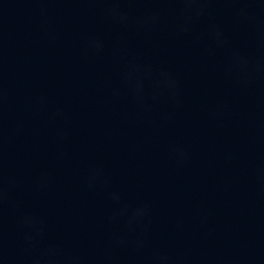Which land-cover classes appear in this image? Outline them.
I'll return each mask as SVG.
<instances>
[{
	"label": "water",
	"instance_id": "water-1",
	"mask_svg": "<svg viewBox=\"0 0 264 264\" xmlns=\"http://www.w3.org/2000/svg\"><path fill=\"white\" fill-rule=\"evenodd\" d=\"M0 264H264V0H0Z\"/></svg>",
	"mask_w": 264,
	"mask_h": 264
}]
</instances>
